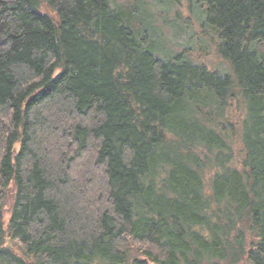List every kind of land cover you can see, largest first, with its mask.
<instances>
[{
	"label": "trees",
	"instance_id": "1",
	"mask_svg": "<svg viewBox=\"0 0 264 264\" xmlns=\"http://www.w3.org/2000/svg\"><path fill=\"white\" fill-rule=\"evenodd\" d=\"M145 4L0 0V264H264V0L191 5L225 72Z\"/></svg>",
	"mask_w": 264,
	"mask_h": 264
},
{
	"label": "rangeland",
	"instance_id": "2",
	"mask_svg": "<svg viewBox=\"0 0 264 264\" xmlns=\"http://www.w3.org/2000/svg\"><path fill=\"white\" fill-rule=\"evenodd\" d=\"M143 1L151 12L154 25L158 27L161 36L159 44L162 45L166 55L173 57L178 52H183L196 62H206L211 70L226 71V63L217 58L215 45L209 43L203 35L201 25L195 18V12L191 10L194 0H179L172 6L158 0ZM6 218H8L7 214ZM8 247L14 250L17 246L14 241L9 240Z\"/></svg>",
	"mask_w": 264,
	"mask_h": 264
},
{
	"label": "water",
	"instance_id": "3",
	"mask_svg": "<svg viewBox=\"0 0 264 264\" xmlns=\"http://www.w3.org/2000/svg\"><path fill=\"white\" fill-rule=\"evenodd\" d=\"M29 264H33V263H29Z\"/></svg>",
	"mask_w": 264,
	"mask_h": 264
}]
</instances>
